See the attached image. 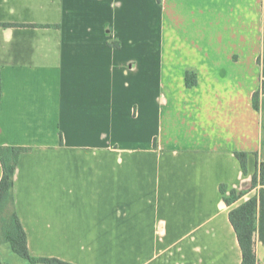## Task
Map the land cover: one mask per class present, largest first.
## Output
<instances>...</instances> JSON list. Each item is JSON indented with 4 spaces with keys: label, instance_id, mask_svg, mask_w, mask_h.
I'll use <instances>...</instances> for the list:
<instances>
[{
    "label": "crops",
    "instance_id": "0c3cea01",
    "mask_svg": "<svg viewBox=\"0 0 264 264\" xmlns=\"http://www.w3.org/2000/svg\"><path fill=\"white\" fill-rule=\"evenodd\" d=\"M0 77L32 256L242 264L229 213L259 187L220 185L264 162V0H0Z\"/></svg>",
    "mask_w": 264,
    "mask_h": 264
},
{
    "label": "trees",
    "instance_id": "16d2710c",
    "mask_svg": "<svg viewBox=\"0 0 264 264\" xmlns=\"http://www.w3.org/2000/svg\"><path fill=\"white\" fill-rule=\"evenodd\" d=\"M9 25V24H5ZM49 26V25H45ZM119 46L118 42H110ZM187 87L197 84V74L193 70H187L185 76ZM0 77V98H1ZM264 93V81L259 91L253 95V103L259 108L261 93ZM27 150L26 147L0 146V160L3 174L0 179V244L8 243L11 250L18 256L28 260L31 264H74L56 257H34L31 255L27 243L26 232L21 224L17 212L14 209V174L18 165L20 154ZM241 163L243 172L248 174L249 153L245 151L235 152ZM259 187L258 194L252 196L241 205L230 210V221L236 231L240 247L242 249V264H256L255 236L264 243V162H258L257 169L252 176L248 188L237 190L229 189L226 184L220 185L224 201L232 205L249 191ZM2 264H6L2 262Z\"/></svg>",
    "mask_w": 264,
    "mask_h": 264
},
{
    "label": "rangeland",
    "instance_id": "374dc122",
    "mask_svg": "<svg viewBox=\"0 0 264 264\" xmlns=\"http://www.w3.org/2000/svg\"><path fill=\"white\" fill-rule=\"evenodd\" d=\"M1 255L3 260L6 261L7 264H31L28 260L18 256L9 248L4 249V247H2Z\"/></svg>",
    "mask_w": 264,
    "mask_h": 264
}]
</instances>
